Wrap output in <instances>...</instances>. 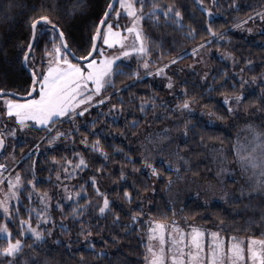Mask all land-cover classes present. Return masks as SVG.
Segmentation results:
<instances>
[{"label": "trees", "instance_id": "obj_1", "mask_svg": "<svg viewBox=\"0 0 264 264\" xmlns=\"http://www.w3.org/2000/svg\"><path fill=\"white\" fill-rule=\"evenodd\" d=\"M74 2L76 0H0V88L23 92L30 83L29 72L22 66L20 56L21 45L27 43V19L32 15L33 5L43 3L51 18L65 31L69 48L77 56L86 54L92 34L109 0H82L81 8L73 15H68L66 9ZM159 2L174 4L181 11L183 27L171 20L166 21L163 16L158 23L142 21L143 31L151 38L152 76L144 75L142 69L139 71L143 80L130 75L115 76L116 87L121 91L112 95L110 102L93 106L83 116L76 117L79 131L67 138L61 137L54 145H48L42 139L47 134L45 126L36 124L18 128L15 136L6 137L5 148L0 154L1 162L5 163L3 159L6 149L11 146L12 159L20 160L15 171L20 172L25 180L32 179L30 172L33 170V161L35 162L36 187L41 192L47 191L52 197L49 211L56 221L52 235L39 247L34 245L33 239L25 238L26 246L23 253L15 258V264H24V261L28 264H33V261L36 264H143L145 242L140 235V226L142 221L149 219L168 222L177 220L191 226H208L223 232L229 238L232 235H260L264 231V195L247 188L239 196H234L233 193L226 198L209 197L206 200L200 196L199 189L201 182L212 179L211 170L215 163L211 158L214 151L220 150V157H225L227 162L237 163L233 146L236 144L235 132L239 126L246 122H259L264 126V92H261L264 88V31L248 35L236 28L240 22L257 16L256 13L264 8V0H216V3L204 0L203 5L199 0ZM202 8H211V17ZM111 18L110 16L109 19ZM208 23L212 24L214 32L218 34L215 38L206 31ZM190 28L195 30L192 35H189ZM205 40H210L211 43L204 44ZM99 44L100 41L98 46ZM198 44H204L209 50L230 52L237 64L233 66L230 62L213 56L210 60L211 70L205 82L196 76L187 75L179 82L180 92L171 99L167 98L161 87L154 82L155 68L164 64L170 66L173 64L169 63L170 60L191 61L192 49ZM41 47L36 49L37 58L43 54ZM120 67L129 73L136 69L137 63L135 59L125 60ZM241 77L246 81L243 89L239 86ZM233 82H236L235 88ZM125 85L130 86L125 89ZM185 89L188 97L192 98L191 103L197 105L198 109L184 113L183 127L171 149L159 151L152 160L160 169L158 176H152L149 169L142 167L141 158L138 157L141 150L134 144L135 137L146 127H162L176 118L178 110H174V106L185 99ZM108 91L113 93L114 89L110 88ZM236 92L244 93V102L239 108L240 112L236 111L238 114L229 115L222 102L223 96ZM153 93L158 97L157 107H148L145 112L139 111L138 98L148 97ZM121 97L123 111L118 108L106 110L111 104L121 105ZM210 111L225 118L220 120L213 117L215 126H209L206 122ZM133 120L139 123L132 126ZM185 121L188 122L187 136L183 132ZM4 124L14 128L12 121L0 116V128ZM56 127L63 132L73 125L62 122ZM82 138L87 139L88 145L81 143ZM96 140L100 141L107 152V159L90 148V144ZM37 144L38 150L34 148ZM177 152L188 161L187 165L183 161L179 162V173L169 171L162 163L165 160L175 161ZM73 153H81L89 167L78 171L73 181L66 180L61 173L58 180L60 162L65 157L75 160ZM125 154L131 156L139 171H133L132 163L125 159ZM53 156L57 158L56 161L52 160ZM121 167L125 172L123 178L120 177ZM92 176L96 177L98 187L107 193L111 202L112 211H106L103 215L95 206L98 201H102L93 189L89 179ZM230 179H226L227 183L235 188L237 183ZM181 180L189 181L191 188H195L183 189L179 185ZM58 184H74L73 191L78 190L81 184L85 186L86 198H90L91 202L82 217L75 220L71 217L72 202L63 198V188L58 187ZM125 189L132 194L131 201L124 198ZM250 192L252 196L248 197ZM57 201L64 205L63 217L61 210L55 207ZM24 203L29 201L24 200ZM31 203L34 207H39V200L35 195ZM79 203L83 205L85 200L82 199ZM142 210L143 215L133 222L132 214ZM20 212L24 216L23 208ZM0 222H6L2 215ZM81 222L91 228L88 240L79 235ZM61 223L67 226L68 232L61 230ZM8 226L15 234V226L12 223ZM57 240L64 243L57 244ZM67 244H71V248ZM89 244H95V251L88 248ZM27 245H33V248ZM97 252H102L103 255L98 256ZM9 259L0 257V264H8Z\"/></svg>", "mask_w": 264, "mask_h": 264}, {"label": "snow or ice", "instance_id": "obj_2", "mask_svg": "<svg viewBox=\"0 0 264 264\" xmlns=\"http://www.w3.org/2000/svg\"><path fill=\"white\" fill-rule=\"evenodd\" d=\"M199 3L203 5L204 0H199ZM213 3H216V0H213ZM81 6L82 0H76V2L68 5L67 14L73 15ZM52 7L55 8V5ZM202 11L211 17V8H202ZM122 15L127 19V23L123 27L119 24V18ZM258 15L264 19V14ZM110 16L112 19H109ZM161 16L166 21L171 20L183 27L182 13L174 4H162L159 0H109L106 10L92 34L90 47L86 50L85 55L77 56L68 46L65 31L51 18L43 3L33 5L32 15L27 19L29 29L26 38L27 43L21 45L20 56L22 66L29 72L30 83L23 92L0 88V116L14 121L16 127L19 128L34 126L29 122L45 126L47 134L42 139L48 145H54L61 137L67 138L73 132H78L76 117L83 116L93 106L103 105L106 101L110 102L112 95L121 91L116 87L115 76L130 75L137 80H143L139 71L141 68L145 70L144 75H153V70L150 69L151 38L143 31L142 21L151 20L153 23H158ZM113 19L116 21L115 26ZM102 25L104 26L103 29L101 28ZM206 31L214 38L218 35L214 32L211 23L207 24ZM194 32L195 30L190 28L189 35L194 34ZM98 39L102 40L103 45L116 48V51L106 53L104 47H98ZM210 43V40L204 41V44ZM204 44H198L192 49V52L196 53L197 48H203ZM38 47H41L43 53L39 58L36 56ZM70 55L71 59L69 58ZM180 58L176 57V59ZM132 59L136 60L137 67L126 73L120 64L125 60ZM174 62L175 60L169 61V63ZM167 67L168 65L164 64L155 68V74L167 76L164 71ZM38 69L40 70L38 71ZM167 79V88L172 89V78L167 77ZM254 81L255 78H253ZM245 83L246 81L241 77L239 85L241 89L244 88ZM129 86L125 85L124 87L127 89ZM235 86L236 82H233V88ZM110 88L114 89L113 93H109ZM261 92H264V88L261 89ZM183 95L185 99L177 103L174 110L191 111L192 98L188 97L187 89L184 90ZM138 99V108L141 112H145L148 107L153 109L157 107L158 97L155 93ZM222 102L227 114H238L236 110L244 102V93L225 94ZM111 108H118L119 111H123V97H121V105L111 104ZM207 115L209 120L206 123L209 126H215L213 117L220 120L225 118L224 116H217L215 112L211 111ZM62 122L71 123L73 127L62 132L56 127L58 123ZM138 123L137 120L131 122L132 126H136ZM93 126H95V121H93ZM248 127L251 129V140L244 144L237 141L233 146L234 155L239 170L249 174L248 178L252 181L250 190L264 195V130H258L252 125ZM183 132L187 136V121H185ZM7 136H15V128H10L8 124H4L3 128H0V149L5 148ZM161 139H167V137H161ZM81 143L88 145L86 138H82ZM34 148L38 150L39 145H34ZM90 148L99 152L105 159L108 158L107 152L100 145L99 140L93 141ZM73 156L75 160L65 157L63 163L60 164L65 179H72L78 171H83L89 167L86 158L81 153H73ZM140 156L142 167L149 169L150 175L158 176L160 169L152 162V153L150 151H147V154L141 152ZM175 156V161L165 160L162 163L167 166L169 171L179 173V162L183 161L187 165L188 161L179 152L175 153ZM125 159L132 163L134 172L140 170L130 155L125 154ZM52 160L56 161L57 158L53 156ZM34 165L35 162L33 161V170L30 172L32 179L25 180L20 172L10 173L5 177L4 172L9 166L0 163V215L6 221L0 222V257L10 258L8 264H15V258L23 253L26 246L25 238L33 239L34 245L39 247L48 236L52 235V229L56 226V221L49 211L52 207V197L47 191L41 192L36 187ZM224 171L227 169L222 168L217 175ZM124 176L125 172L121 167L120 177L123 178ZM59 178L60 173L58 172L57 179L59 180ZM230 178L235 179L234 176ZM89 179L94 191L102 201H98L95 205L98 212L103 215L106 211H112L109 197L106 192L101 191L98 187L96 177L92 176ZM61 187L64 192L63 198L72 202L71 217L74 220L82 217L91 202L90 198H86L87 189L85 186L79 185V189L76 191H73L66 184H61ZM240 192L242 195L244 189L241 188ZM34 195L39 200V207H34L31 203ZM124 198L128 201L132 199V194L126 189L124 190ZM82 199L85 200L83 205L79 203ZM24 200H28L29 203L25 204ZM55 207L61 210L63 217L64 205L57 201ZM21 208L24 209V216H21ZM173 214H175L174 211ZM140 215H143V210L140 213L132 214V221L136 222ZM149 216H151L150 213ZM33 221H35V226H33ZM9 223L15 226V234L9 228ZM147 223L150 227L146 229L148 235L143 253V264H264V231L260 235L247 237L232 235L229 238L222 236L219 230L209 231L191 225L188 226L190 231L185 232L175 220L168 222L149 219ZM60 228L63 232H68L67 226L63 223L60 224ZM79 235L88 240L91 235V228L81 222ZM56 243L60 244L64 241L57 240ZM27 247L33 248V245H27ZM67 247L71 248V244H67ZM95 247V244L88 245L92 251H95ZM96 254L98 256L103 255L102 252ZM81 259L83 260V253H81ZM24 264H28V262L24 261ZM33 264L36 262L33 261Z\"/></svg>", "mask_w": 264, "mask_h": 264}, {"label": "rangeland", "instance_id": "obj_3", "mask_svg": "<svg viewBox=\"0 0 264 264\" xmlns=\"http://www.w3.org/2000/svg\"><path fill=\"white\" fill-rule=\"evenodd\" d=\"M258 14H264V8L261 9L256 13L257 16L248 19L247 21L243 23H239L237 25V30H239L242 33L248 34V35H254L258 34L262 31H264V19L260 18V15ZM123 19L121 20V18ZM112 19V18H111ZM127 23V19L122 15L119 18V24L121 27H123ZM113 24L115 26L116 21L113 19ZM251 29V31H249ZM104 47L106 50V53H111L116 51V48H109L107 45H103L102 40H100V44L98 47ZM231 54L228 51H221V50H209L205 46L203 48H197L196 53H193L192 60L189 62L186 61H177L167 68L164 69V71L167 73V76L162 75H154L153 79L156 84H158L161 89L165 92V95L167 98L171 99L173 96H175L176 93L180 92L179 82L187 75H193L205 82L208 78L209 72L211 70V57L216 56L221 59H224L228 62H230L233 66L237 64L236 58L233 54ZM123 59V58H122ZM78 62V61H73ZM142 69V68H141ZM145 71L144 69H142ZM167 77H171L173 81V88L169 89L167 88L168 79ZM190 108L192 110H197L198 106L190 103ZM101 111L103 108H100ZM106 110H111V107L107 108ZM236 111L240 112V109H237ZM178 115L176 118L172 119V121L166 125H163L162 127L158 126H150L146 127L142 130V132L135 137V146L139 148L141 151L138 155L139 158H141L140 154L141 152H145L147 154V151H150L152 153V157H156L159 154V151H168L172 147V143L176 141L178 137L179 130L181 131L183 127V115L184 113L190 112L189 110H183L177 111ZM63 120V118H61ZM13 126L15 130L19 127H16V123L14 121ZM30 124H36L35 122H29ZM39 125V124H36ZM249 125H252L258 130H264V126H261L259 122H246L239 126L235 132L236 134V143L237 141L241 142L242 144L247 143L251 140V129L248 127ZM42 126V125H39ZM167 130V131H165ZM167 137V139H161V137ZM11 149V146L6 149V155L7 159H3L5 161L4 164L10 165V167L4 172V176L7 177L10 173L15 174V168L19 164V161L12 159V153L13 151ZM152 159V160H153ZM212 162L214 161L215 164H213L212 168V179H209L207 181L201 182L199 189H200V196L205 198L206 200L209 197H218V198H226L233 195L239 196L241 195V188L246 190L247 188H251L252 181L249 180V174L248 173H242L239 170L238 163L231 164L226 161L225 157H220V150L214 151L212 155ZM214 159V160H213ZM0 163L1 160H0ZM63 161L60 162L62 164ZM58 167L59 173L63 174V171L61 170V167ZM227 169V171L222 172L220 175H217L218 172L221 171V169ZM235 177V179H230V181H235L237 184L235 188H232V185L228 184L226 179L229 177ZM68 181H73L72 179H66ZM74 184L70 185L69 187L72 189V186ZM180 187L183 189H194L195 187L191 188V185L189 181L181 180ZM190 188H189V187ZM58 187H61V184H58ZM250 190V189H249ZM251 191V190H250ZM227 193V195H225ZM248 197L252 196L251 192L247 195ZM250 200H248L249 202ZM177 223L180 224L181 228L188 232L190 231L189 225L182 223L181 221L175 220ZM170 222V221H169ZM150 227V225L147 223V221H142L140 226V235L141 238L146 243L147 241V231L146 229ZM203 229H207L209 231H218L214 230L212 227L208 226H198ZM221 232V231H220ZM222 236H225L223 232H221ZM251 236V235H249ZM247 237V236H246ZM207 239H210V237H207Z\"/></svg>", "mask_w": 264, "mask_h": 264}, {"label": "water", "instance_id": "obj_4", "mask_svg": "<svg viewBox=\"0 0 264 264\" xmlns=\"http://www.w3.org/2000/svg\"><path fill=\"white\" fill-rule=\"evenodd\" d=\"M101 28H103V25L101 26ZM99 39L97 40V45H98V43H99ZM71 56V55H70ZM2 151H3V149H0V154L2 153Z\"/></svg>", "mask_w": 264, "mask_h": 264}]
</instances>
